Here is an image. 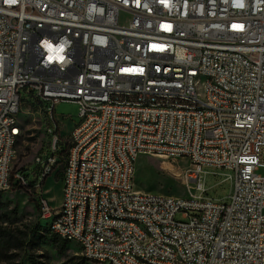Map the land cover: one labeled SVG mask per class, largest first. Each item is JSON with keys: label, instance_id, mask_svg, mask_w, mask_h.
<instances>
[{"label": "built area", "instance_id": "2783aa9c", "mask_svg": "<svg viewBox=\"0 0 264 264\" xmlns=\"http://www.w3.org/2000/svg\"><path fill=\"white\" fill-rule=\"evenodd\" d=\"M23 93L49 120L32 171L7 169L25 134ZM61 101L79 104L67 140ZM63 154L71 162L54 165ZM141 155L186 159L177 171L200 193L138 189ZM210 169L228 170L229 202L206 193ZM55 170L57 207L42 189ZM16 185L102 264H264V0H0V190Z\"/></svg>", "mask_w": 264, "mask_h": 264}, {"label": "rangeland", "instance_id": "374dc122", "mask_svg": "<svg viewBox=\"0 0 264 264\" xmlns=\"http://www.w3.org/2000/svg\"><path fill=\"white\" fill-rule=\"evenodd\" d=\"M205 78L198 86L203 96ZM20 120L23 123L24 137L19 145V153L14 161V168L30 166L32 171L35 158L49 150V136L45 126L49 123L44 108L31 106L30 95L23 93ZM50 104V102H49ZM55 115L58 118L61 137L67 140L75 125L79 122V104L73 101H61L56 105ZM165 158H155L141 155L137 164L136 185L138 189L164 194L185 196L190 192L200 193L185 186L182 170L189 164L186 159L178 162ZM162 166H167L162 167ZM172 166V167H171ZM206 177L207 194L213 198H224L229 202L232 192L231 179H225L228 170L219 172L210 169ZM263 171L261 170L260 173ZM43 194L57 207L63 202L64 180L61 173L55 170L43 184ZM181 219V214L176 217ZM0 264H102L86 260L81 246L76 241L63 239L56 235L50 221L41 217L38 195L34 190L13 187L0 190ZM110 264V263H105Z\"/></svg>", "mask_w": 264, "mask_h": 264}, {"label": "bare ground", "instance_id": "6f19581e", "mask_svg": "<svg viewBox=\"0 0 264 264\" xmlns=\"http://www.w3.org/2000/svg\"><path fill=\"white\" fill-rule=\"evenodd\" d=\"M146 127H156V118H146ZM66 162H71V154H63L61 157H54V165H65ZM165 167V166H162ZM7 169H14V159H7ZM137 169H132V176L136 177ZM162 196H169V194L162 193ZM67 211H53V219H66ZM44 220L50 221L51 217H44ZM81 222L82 227H89L92 222V214L91 208L89 207H81ZM51 228L53 232L59 237L76 241L80 244L81 248H83L82 237H71L68 235L66 231H60L53 228V224H51ZM140 232L142 233L144 240H151L152 237V227L148 225V223H140ZM126 239V231L125 230H116L115 235V243L116 248H123L124 241ZM86 260L98 262V256L96 253H86L83 255Z\"/></svg>", "mask_w": 264, "mask_h": 264}, {"label": "trees", "instance_id": "16d2710c", "mask_svg": "<svg viewBox=\"0 0 264 264\" xmlns=\"http://www.w3.org/2000/svg\"><path fill=\"white\" fill-rule=\"evenodd\" d=\"M40 153H43V150L40 151ZM22 169L25 170V168H22ZM23 170H22V171H23ZM25 175H26L27 177H29V175H28L27 173H25ZM30 184L33 185L34 182H33V181H30ZM16 187H21V188H23V186H21V185H20V186H19V185H16ZM25 189H26V188H25Z\"/></svg>", "mask_w": 264, "mask_h": 264}, {"label": "crops", "instance_id": "0c3cea01", "mask_svg": "<svg viewBox=\"0 0 264 264\" xmlns=\"http://www.w3.org/2000/svg\"><path fill=\"white\" fill-rule=\"evenodd\" d=\"M61 204H59L58 206H60Z\"/></svg>", "mask_w": 264, "mask_h": 264}]
</instances>
